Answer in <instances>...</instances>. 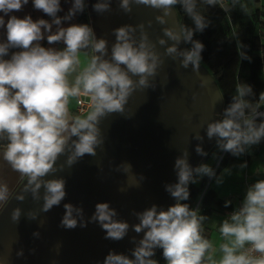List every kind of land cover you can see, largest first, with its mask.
<instances>
[{
	"label": "clouds",
	"instance_id": "obj_1",
	"mask_svg": "<svg viewBox=\"0 0 264 264\" xmlns=\"http://www.w3.org/2000/svg\"><path fill=\"white\" fill-rule=\"evenodd\" d=\"M28 3L29 0H0V13H3L0 29L6 33V38L0 40V141H6L0 147V158L26 181L22 191L13 197L8 183L0 178V207L12 198L24 201L26 194H31L33 200L42 198L41 211L47 213L64 200L66 181L62 177H45L63 171L65 166L71 167L86 154L95 156L97 148L104 144L99 127L101 119L112 113L123 115L129 97L137 89L154 90L157 85L153 80L164 61L143 23L113 29L115 43L110 58H106L108 41L98 39L92 27L83 23L64 26L85 11V0H73L63 17L58 15L62 11L61 0H32L34 9L50 17V21L34 20L31 15L23 18L9 15L21 11ZM202 3L215 7L219 0H202ZM132 4L162 10L163 14L156 16L162 25L167 23L166 17L173 13L175 6L183 9L194 27L179 24L165 27L164 36L173 43L166 47L164 56L173 60L180 58L183 68L191 65L192 71L199 73L204 45L194 39V34L203 32L209 21L197 10L198 0H120L119 8L130 13ZM92 7L98 14L109 12L111 0H97ZM45 39L48 45L62 44L63 48L45 47L41 44ZM182 42L191 47L181 49ZM158 43L164 46L167 41L158 38ZM12 49L17 51L10 54ZM81 53L88 57L82 68ZM240 55L247 58L242 51ZM81 92L90 96L93 110L86 118L70 119L69 97L79 96ZM253 95L250 85L238 84L221 118L208 123L206 128L207 138H215L220 150L235 157L264 141V111H260L264 93L255 106L249 99ZM193 138L201 141L195 152L207 156L202 147L204 136L197 132ZM63 155H66L64 164L57 166ZM188 157L185 149L176 158L177 182L164 186L176 201L166 210L153 204L142 212L133 211L139 223L130 226L127 221L117 219L118 213L109 203L96 204L90 222L99 223L106 233L105 239L123 240L130 227L137 234L143 232L138 241L136 237L131 238L135 245L132 258L110 251L103 264H159L152 258L158 248L162 249L167 264H264V179L249 185L239 207L219 224L222 242L217 248L203 235L206 217L200 214L199 208L193 209L184 203L190 197V184L197 183L199 177H213L216 173L205 163L193 167ZM121 169L127 172L131 165L121 164L117 170ZM216 182L219 184L222 180L217 178ZM41 188L44 189L42 197ZM228 205L226 202L225 207ZM64 209L61 227L87 226L82 207L66 203ZM21 216V208L12 210L14 223ZM26 216L30 220L38 218L34 211ZM39 235V232L33 233L34 237ZM23 254V249L17 252L18 257Z\"/></svg>",
	"mask_w": 264,
	"mask_h": 264
},
{
	"label": "crops",
	"instance_id": "obj_2",
	"mask_svg": "<svg viewBox=\"0 0 264 264\" xmlns=\"http://www.w3.org/2000/svg\"><path fill=\"white\" fill-rule=\"evenodd\" d=\"M96 2L85 0L90 27L98 39L105 38L108 41L109 55L106 58H110L111 47L115 43L113 29L125 24L145 25L149 39L156 43V49L164 61L153 80L157 86L154 90L137 89L129 97L123 115L112 113L101 119L99 127L104 144L97 148L95 156L86 154L71 167L65 166L63 171L45 177H62L66 181V196L59 206L44 213L41 211L42 198L36 201L31 194H26L24 201L12 198L8 204L0 207V264H103L110 251L132 258L135 245L131 238L136 237L138 241L143 237V232L137 234L130 227L123 240L105 239L106 233L99 223L90 222L96 204L109 203L117 211V219L127 221L131 226L139 223L132 215L133 211L142 212L153 204L166 210L176 203L164 186L177 182L174 164L183 150L187 149L189 163L193 167L201 163L208 164L214 171L217 167L221 150L216 146L215 138H207L206 128L208 123L221 118L223 99L209 69L202 62L199 73H196L192 71L191 65L187 69L183 68L180 58L173 60L164 56L166 47L173 42L164 36L163 29L179 24L175 8L166 17L167 23L162 25L156 20V16L163 14L162 10L132 4L131 12L125 13L119 8L120 0H111V11L98 14L92 7ZM136 35L139 37V30ZM158 38H164L167 44L159 45ZM43 46L63 48L62 44L48 45L47 40ZM179 47L188 48L183 42ZM80 59L82 68L88 57L81 53ZM72 79L74 76L70 77ZM80 96L87 98L83 92ZM76 99L77 96L69 97V118H86L93 106L82 113L77 112ZM262 109L264 104H261ZM197 132L204 136L202 147L208 153L207 156L195 152L196 145L201 143L193 138ZM5 143L0 141V147ZM65 160L66 155L61 156L57 166L64 164ZM124 163L131 165V169L127 172L117 170ZM203 177H199L197 182ZM0 178L8 183L13 197L22 191L26 183L2 158ZM217 178L222 183L218 184ZM262 179L264 141L240 157L232 156L215 176L207 178L205 187L212 188L217 197L230 205L228 209L214 212L206 222L209 240L217 248L222 242L218 228L226 212L239 206L248 186ZM40 192L42 197L44 189L41 188ZM66 203L83 208L86 227L65 229L60 226ZM17 207L22 209V216L18 223H14L11 213ZM29 211L36 212L38 218L28 219L26 214ZM34 232H39L38 238L33 236ZM20 249H23L24 254L18 257ZM216 258H219V254Z\"/></svg>",
	"mask_w": 264,
	"mask_h": 264
},
{
	"label": "trees",
	"instance_id": "obj_3",
	"mask_svg": "<svg viewBox=\"0 0 264 264\" xmlns=\"http://www.w3.org/2000/svg\"><path fill=\"white\" fill-rule=\"evenodd\" d=\"M72 3L73 0H61L62 11L58 15H66ZM175 10L180 25L194 27L191 18L179 5L175 6ZM197 10L206 17L209 25L203 32H196L194 39L204 45L201 62L209 69L221 93L223 110L236 94L238 84L252 87L254 95L249 99L255 106L260 94L264 93V8L259 6V0H225L223 5L219 2L215 7H209L198 0ZM42 14L47 20H51L43 12ZM73 20L90 26L87 8ZM45 41L46 39L41 41V44ZM187 46L191 47L190 44ZM241 51L247 58L241 57ZM232 156L230 152L224 151L214 172H219ZM207 178L208 176H204L200 182L189 185L190 197L184 203H188L193 209L199 208L200 214L206 217L203 221V235L209 240L207 220L214 212L228 209L230 205L225 207L227 201L217 197L209 186L205 187ZM153 259L159 264H167L162 249L155 250Z\"/></svg>",
	"mask_w": 264,
	"mask_h": 264
},
{
	"label": "rangeland",
	"instance_id": "obj_4",
	"mask_svg": "<svg viewBox=\"0 0 264 264\" xmlns=\"http://www.w3.org/2000/svg\"><path fill=\"white\" fill-rule=\"evenodd\" d=\"M259 6L264 8V0H259ZM13 14L18 16V17H20V18H23L26 15H31L34 20L40 19V18L46 19L43 16L41 11H38V10L34 9L33 4H32V0H29V3L27 5H25L21 11L13 12V13H10L9 15H13ZM0 15H3V13H0ZM4 18H5V21H7L8 16H5ZM70 23H76V22L74 20H71V21H68L67 23H65L64 26H68V24H70ZM5 38H6L5 30L4 29H0V40H3ZM13 51H17V49L10 50V54ZM223 152L224 151L221 150V152L219 154V157L222 155Z\"/></svg>",
	"mask_w": 264,
	"mask_h": 264
},
{
	"label": "built area",
	"instance_id": "obj_5",
	"mask_svg": "<svg viewBox=\"0 0 264 264\" xmlns=\"http://www.w3.org/2000/svg\"><path fill=\"white\" fill-rule=\"evenodd\" d=\"M219 2H220V4H224V2H225V0H219ZM87 95V94H86ZM93 105H92V101H91V98H90V96L89 95H87V98H84V97H82V96H77V99H76V108H75V110L77 111V112H80V113H82V112H84L88 107H92ZM260 111H264V109H262V110H260ZM224 153V152H223ZM222 153V154H223ZM239 206H237V207H234V208H231V209H229L227 212H226V214H225V218H227L228 217V215L233 211V210H235V209H237Z\"/></svg>",
	"mask_w": 264,
	"mask_h": 264
}]
</instances>
